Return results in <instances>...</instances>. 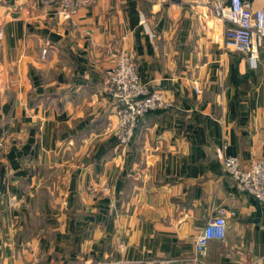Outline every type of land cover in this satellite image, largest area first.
Instances as JSON below:
<instances>
[{"label":"crops","instance_id":"obj_1","mask_svg":"<svg viewBox=\"0 0 264 264\" xmlns=\"http://www.w3.org/2000/svg\"><path fill=\"white\" fill-rule=\"evenodd\" d=\"M225 28L210 0H100L63 23L43 0H0V264H198L219 208L233 215L206 264H264V203L222 168L264 159V64L227 50ZM111 52L166 103L126 146Z\"/></svg>","mask_w":264,"mask_h":264},{"label":"built area","instance_id":"obj_2","mask_svg":"<svg viewBox=\"0 0 264 264\" xmlns=\"http://www.w3.org/2000/svg\"><path fill=\"white\" fill-rule=\"evenodd\" d=\"M97 1L100 0H43L57 23L72 20L81 8ZM210 10L226 24L223 46L242 55L252 70H256L260 63L264 64V8H254L249 0H210ZM109 58L103 86L116 108V139L120 146H126L134 136L138 120L154 110L165 109L166 103L161 91L150 90L141 82L136 64L128 54L111 52ZM222 168L239 192L264 203V159L243 166L237 157L228 155L223 158ZM228 215L233 212L219 208L199 231L194 244V262L206 264L208 243L214 239L224 240ZM124 248L123 243L118 245L120 252Z\"/></svg>","mask_w":264,"mask_h":264},{"label":"rangeland","instance_id":"obj_3","mask_svg":"<svg viewBox=\"0 0 264 264\" xmlns=\"http://www.w3.org/2000/svg\"><path fill=\"white\" fill-rule=\"evenodd\" d=\"M99 191V194H109L108 192V186H105L103 185L102 189L101 190H98ZM87 193H88V196L92 197V196H95L96 194V190L94 189V185H90V186H87Z\"/></svg>","mask_w":264,"mask_h":264},{"label":"bare ground","instance_id":"obj_4","mask_svg":"<svg viewBox=\"0 0 264 264\" xmlns=\"http://www.w3.org/2000/svg\"><path fill=\"white\" fill-rule=\"evenodd\" d=\"M159 264V263H158Z\"/></svg>","mask_w":264,"mask_h":264},{"label":"trees","instance_id":"obj_5","mask_svg":"<svg viewBox=\"0 0 264 264\" xmlns=\"http://www.w3.org/2000/svg\"><path fill=\"white\" fill-rule=\"evenodd\" d=\"M250 1V0H249Z\"/></svg>","mask_w":264,"mask_h":264}]
</instances>
